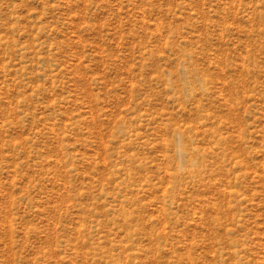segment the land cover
Wrapping results in <instances>:
<instances>
[{
  "label": "rangeland",
  "instance_id": "1",
  "mask_svg": "<svg viewBox=\"0 0 264 264\" xmlns=\"http://www.w3.org/2000/svg\"><path fill=\"white\" fill-rule=\"evenodd\" d=\"M0 264H264V0H0Z\"/></svg>",
  "mask_w": 264,
  "mask_h": 264
}]
</instances>
